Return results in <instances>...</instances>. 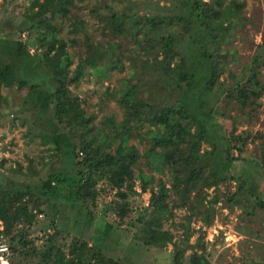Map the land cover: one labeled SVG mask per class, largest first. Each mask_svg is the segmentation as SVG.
Returning <instances> with one entry per match:
<instances>
[{
  "label": "trees",
  "instance_id": "1",
  "mask_svg": "<svg viewBox=\"0 0 264 264\" xmlns=\"http://www.w3.org/2000/svg\"><path fill=\"white\" fill-rule=\"evenodd\" d=\"M73 2L29 0L25 11L27 27L24 29L28 37L4 38L0 44V88H16L18 99L33 88L43 90L35 106L45 121L48 117L44 115L52 106L54 120L49 134L41 135V143L50 144L62 161L75 169L73 173L49 174L47 179L34 185L0 187V234L8 247V262L9 253H12L16 260L11 259V264H118L84 236L71 240L65 249L52 235V230H56L53 220L45 232L46 243L42 248L36 247L34 240L28 237V229L39 223L38 216L50 215L39 205L49 207L50 201L63 198L58 187L67 179L73 186L71 194L65 196L70 205L96 202L103 191L97 183L105 181L115 192L104 205V213H114L122 220L127 217L131 212L129 196L136 193L134 168L140 157L130 138L137 135L134 131L147 126L153 131L146 152L147 160L158 170L166 168L171 183L167 186L159 180L156 186L149 187L148 204L135 218L140 222L135 237L144 245L155 247L172 242L175 260L179 264L185 250L194 249V246L188 244L192 234L189 224H181L182 238L175 242L172 233L163 228V222L173 215L171 197H176L181 206L198 215L204 225H210L214 205L221 198L219 189L216 193L217 187L233 179L237 187L228 196V201L242 208L249 203L251 208L264 209V198L255 196L258 186L249 183L243 173H232L234 161L248 160L245 157L250 151L248 131L235 133L234 125L228 130L223 121L222 124L218 121L223 132L215 145L206 138L202 127L216 113L214 103L219 102L220 91L226 94L225 104L237 108L242 114L249 115L257 109L258 99L264 91L260 77L264 58L256 51L241 80L225 84L222 76L229 70L233 77L230 65L236 61V52L229 45L235 37V29L242 24V4L236 0H180L179 11L168 15L98 14L103 32L111 35L105 42L94 41L80 19H70L69 32L73 36L64 38L59 34L57 17H65ZM30 37L34 38L31 40ZM118 38L132 44L129 49L131 73L137 81L124 82L115 96L123 108V119L116 122L112 115H108L95 125L93 114L86 111L83 100L73 87L82 74H106V67L115 68L120 64L124 47L122 43L112 41ZM34 42L37 45L31 53L28 45ZM80 42L84 49L77 54L79 60L73 66V54L67 46ZM40 63H44L48 71H37ZM49 77L54 81L52 87L48 86ZM150 84L168 89L169 98L161 100ZM110 92L109 86L106 87L105 94ZM4 99L8 101L6 97ZM246 109L249 111L245 112ZM218 115L228 117V120L237 118L224 111ZM254 137L260 140V154L255 163L264 184V132L258 131ZM203 141L210 142V147L202 148ZM217 146L221 158L218 174L208 171L207 166V159L215 153ZM11 170L14 171V167ZM140 178V189L146 191L151 178L142 175ZM210 187L216 191L206 207L203 205L206 198L199 200L198 196ZM192 193L194 200H191ZM87 214V219L91 220L92 213L88 210ZM110 227L107 225L108 229ZM196 244L201 251H192L189 262L210 264L200 238Z\"/></svg>",
  "mask_w": 264,
  "mask_h": 264
},
{
  "label": "rangeland",
  "instance_id": "2",
  "mask_svg": "<svg viewBox=\"0 0 264 264\" xmlns=\"http://www.w3.org/2000/svg\"><path fill=\"white\" fill-rule=\"evenodd\" d=\"M236 1L242 4L240 11L242 24L235 29V37L229 45L236 52V61L230 65L233 77L228 73L229 70L222 76L225 84L241 80L246 65L250 64L256 51L261 52L264 58V0ZM28 6L29 0H0V44L4 38L13 40L28 37V33L24 30L27 27L25 11ZM179 7L180 0H74L65 17L58 15V32L64 38L73 36L69 32L70 21L80 19L84 21L86 31L94 41L105 42L110 40L111 35L103 32L98 14L126 12L139 15H168L179 11ZM79 34L82 36L81 31ZM30 38L32 40L34 37ZM112 41L120 42L124 47L120 64L115 68L106 67L104 70L106 74L93 72L82 74L76 86L73 87L74 92L83 100L86 111L93 114L95 125H99L108 115H112L116 122L123 119V108L117 103L115 96L119 94L124 82L137 81L131 73L132 59L129 56V49L132 48V44L124 43L122 38ZM34 45H37V42L28 45L31 53L34 51ZM83 49L81 42L76 45L68 44L67 50L73 54L74 58L73 66L78 63L77 54L83 52ZM45 66L44 63H40L36 70L48 71V67ZM260 71V77L264 82V66H260ZM145 77H147L146 74ZM245 78L244 73L243 79ZM48 81V86L52 87L54 85L52 77H49ZM108 86L111 92L106 95L105 88ZM150 87L155 90L161 100L169 98L168 89H159V86L153 87V84H150ZM113 91H116V94H113ZM39 93L42 94L43 90L33 88V91L28 90L23 93L21 99H18L19 92L16 88L4 86L0 88V187L34 185L47 179L52 173L75 172L72 166L63 162L61 157L49 147L50 144L41 143V135L49 134L54 117L53 107L50 106L44 115L48 117V121L40 118V111L35 106L39 102ZM225 97L226 94L220 91V100L214 103L216 113L207 123L202 124L206 131V138L218 145V141L222 138L223 130L220 126L222 121L228 130L232 128L231 125H234L235 133L242 130L248 131L250 151L245 153L248 160L234 161L232 173L240 172L246 175L249 183H255L254 186H258L255 196L264 198L261 171L257 162L255 163L258 160L257 155L260 154V140L254 137L256 132H264V91L258 99L259 106L249 115L238 112L237 108L228 107L225 104ZM223 111L237 118L228 120V117L218 115V112ZM247 111L249 109L245 110ZM134 132L137 135L130 138V143L138 148L140 157L134 168L136 193L129 196L131 212L128 216L122 220L114 213H104V205L113 198L115 192L105 181L97 183L103 191L96 202H85L83 206L70 205L65 196L71 194L73 186L71 180L67 179L58 187L63 198L50 201L49 207L46 204L39 205L50 215L45 213L38 216L39 223L28 229V237L34 240L36 247L42 248L46 243V233L53 220L56 230H52V235L65 249H67L65 245L71 240L77 237L81 239L84 236L89 243H95L105 256L117 260L118 264H178L172 242L164 247H155L144 245L135 237L140 226V222L135 218L139 217L148 204L149 187L156 186L159 180H163L167 186H170L171 180L166 168L158 170L147 160L146 152L153 131L144 126ZM210 145V142L203 141L201 147L209 148ZM233 154L236 156L237 152L234 151ZM220 161L217 146L215 153L207 159L208 171L218 174ZM13 167L14 171L11 170ZM141 175L146 179L151 178L146 191L140 189ZM236 187L233 179L217 187L216 193L219 189L221 198L214 205V216L210 225H204L200 217L181 206L176 197H171V202L169 199L173 215L163 222V228L172 233L173 242L182 238L181 224H189L192 230L188 244L194 246V249L185 250L179 264H191L189 259L192 251L198 253L201 251L196 244L199 238L205 247L204 255L210 264H264V209L257 206L251 208L249 203L244 204L242 208L228 201V196ZM214 191L216 189L210 187L200 192L198 199L206 198L203 200L204 206L209 205L207 201ZM171 193L173 195L172 190ZM191 196V200H194V193ZM244 209H247V212ZM88 210L92 213L91 220L87 219ZM107 225L111 227L108 229ZM11 259L16 260V257L9 253V264Z\"/></svg>",
  "mask_w": 264,
  "mask_h": 264
},
{
  "label": "built area",
  "instance_id": "3",
  "mask_svg": "<svg viewBox=\"0 0 264 264\" xmlns=\"http://www.w3.org/2000/svg\"><path fill=\"white\" fill-rule=\"evenodd\" d=\"M0 229H2V226H0ZM8 247L5 243L2 242V234H0V264H8Z\"/></svg>",
  "mask_w": 264,
  "mask_h": 264
}]
</instances>
